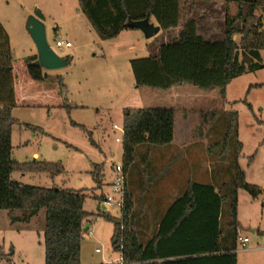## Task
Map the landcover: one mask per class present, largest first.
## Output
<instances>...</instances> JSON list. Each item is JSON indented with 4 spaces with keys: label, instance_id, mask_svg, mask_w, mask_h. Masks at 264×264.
Instances as JSON below:
<instances>
[{
    "label": "rangeland",
    "instance_id": "374dc122",
    "mask_svg": "<svg viewBox=\"0 0 264 264\" xmlns=\"http://www.w3.org/2000/svg\"><path fill=\"white\" fill-rule=\"evenodd\" d=\"M234 5V0H196L190 16L197 21L198 33L207 39H221L226 29L227 14L236 13ZM36 8H40L46 15L51 46L62 55L72 54L73 59L67 67L45 70L48 77L42 81L30 79L31 82L23 83L24 75L28 74L24 57L32 52L37 53L25 28L26 15ZM257 14L264 18V7H259ZM0 22L10 39L17 90L20 95L30 94L32 98L28 103L35 104L34 107L20 104L14 108L17 122L13 129L12 157L20 162L34 159L60 162L65 168L54 179L48 173L22 172H13L12 178L25 184L45 187L56 184L64 188L86 190L88 197L85 209L93 213L91 220L95 222L92 226L94 235L89 237L88 232L84 233L81 264H98L105 259L116 261L120 257L111 246L113 222L102 215L95 220L97 216L94 214L99 212V198L111 190L109 181L113 177L112 162L131 159L134 154L132 145L136 143L137 132L131 128L137 120L130 114L136 109L152 112L169 106L174 100L180 107H197L200 112L217 111V117L203 125H207V138L204 142L208 147H204V143L185 147H152V156L161 158L152 164L155 167L163 165L161 161L167 156H173L179 164L190 158L198 170L196 176L190 179L213 184L218 190L219 180L230 182L235 177V166L230 163L237 148L236 143L241 142L238 164L245 171L246 180L264 187V48L261 50L263 66L235 77L227 86L226 98L222 99L219 89L202 90L192 84L178 85L166 91L138 88L135 85L131 60L155 55L160 44L178 37L182 18L177 28L161 29L150 38L142 30L134 28L130 38L105 40L99 37L81 12L78 0H0ZM56 29L72 40L73 47L62 50L55 47ZM240 37V34L235 35L237 41ZM163 94H174L175 98L160 100ZM197 94L202 97H197ZM246 101L252 104L253 110ZM231 111L237 112L238 134L235 140H230L226 151L222 144L218 147L216 143L222 142L227 132ZM128 121L132 123L125 129L123 142H117L116 137H121V129ZM72 122L92 131L98 146H93L88 133ZM199 123L201 126V115ZM25 124L42 130H31ZM198 128L200 132L201 127ZM146 130L139 133L141 142L148 137L149 131ZM198 130L194 133L198 134ZM140 145V152L148 149L146 143H140L137 147ZM34 152L38 153V157L33 155ZM102 162L105 163L104 182L106 178L108 185L98 188L91 171L94 163ZM169 165L173 167L174 162ZM148 172L151 174L152 171ZM168 172H159L157 178L154 175V183L144 195V216L138 224L142 238L151 236L159 216L186 189L189 181L187 174ZM136 193L128 196L123 210L118 206L102 210L122 218L126 235L130 233L131 212L138 207ZM263 204L264 194L253 197L246 190H239L238 264H264ZM24 212V209H0V244L4 250L0 264L7 263L11 245L15 248L11 264H45L46 211L41 209L29 222L14 221L13 217H22ZM228 218L229 204L225 202L221 219L224 226ZM245 236L249 237V242L244 249L240 238ZM132 244L137 251L143 248L138 236L133 237ZM97 248L101 250L97 252Z\"/></svg>",
    "mask_w": 264,
    "mask_h": 264
},
{
    "label": "trees",
    "instance_id": "16d2710c",
    "mask_svg": "<svg viewBox=\"0 0 264 264\" xmlns=\"http://www.w3.org/2000/svg\"><path fill=\"white\" fill-rule=\"evenodd\" d=\"M234 1L236 13L227 14L223 37L211 40L198 33L197 21L190 16L196 0H78L81 11L99 37L105 40L116 38L123 30L134 29L128 25L130 21L149 17L161 29H173L179 26L182 18L178 37L160 44L155 55L131 60L135 85L138 88L168 90L192 84L202 90L219 89L222 99L226 98L227 86L235 77L263 66L264 18L257 14V10L264 7V0ZM236 34L241 35L239 41L235 39ZM37 57V54L27 56L25 63L29 76L42 81L48 74L34 63ZM12 62L9 35L0 22V209H24L22 217L13 219L29 222L44 208L45 264H81L83 227L93 215L85 209L86 190L25 184L12 178L13 172H22L48 173L54 179L65 169L60 162L37 159L20 162L12 157V125L17 122L13 116L16 96ZM246 103L253 110L252 104ZM217 115V111L201 112V129ZM237 121V112H229L227 132L222 142L216 143L218 147L222 144L226 151L229 149L230 140H235L238 134ZM72 123L85 130L91 144L98 146L92 131L84 125ZM25 125L31 130H42L31 124ZM236 144L230 163L235 166V177L230 182L219 180L218 190L213 184L189 179L184 192L159 216L148 238H142L138 224L144 216V195L158 174L150 170L153 146L146 144L148 149L144 152L139 151L142 145L135 148L133 159L127 162L129 195L138 192V207L130 216V233L125 234L121 217L102 211L100 206L99 212L94 214L113 222L111 246L121 255L123 264H238V192L244 189L258 197L264 194V187L246 180V173L238 164L242 143ZM91 174L97 187L102 188L104 162L94 163ZM225 202L229 204V218L224 226L221 219ZM135 236L143 245L141 251L132 244ZM3 251L0 244V259ZM14 254L15 248L11 245L6 264H11Z\"/></svg>",
    "mask_w": 264,
    "mask_h": 264
},
{
    "label": "crops",
    "instance_id": "0c3cea01",
    "mask_svg": "<svg viewBox=\"0 0 264 264\" xmlns=\"http://www.w3.org/2000/svg\"><path fill=\"white\" fill-rule=\"evenodd\" d=\"M233 9H236V5H234ZM29 12L31 13V11H29ZM26 17H28V16L26 15ZM151 21L154 22L155 24H157L155 20L151 19ZM45 22L47 25V18L45 19ZM55 31H56V34L60 33L65 38L69 39V37L67 35H64V33L61 32L60 30L56 29ZM131 31H133V29L123 30L114 39H117L119 37H124V39L130 38L132 36ZM65 34H67V33H65ZM69 40H71V39H69ZM32 45H33V43H32ZM34 54H37V53L32 52L31 54H29L27 56L34 55ZM27 56H25L24 58H26ZM12 63H13L16 106L23 104V105H27L28 107H34L35 104L28 103L32 98V96L30 94H25V93L23 94L22 93V95H20V93L18 92V90H17L18 83H17V78H16L14 60ZM25 65H26V63H25ZM26 69H27V65H26ZM30 79H32V78L29 76V73L25 74L24 78H23V83L24 82H26V83L31 82ZM168 90H170V89H168ZM162 91H166V90H162ZM38 95H40V94H38ZM163 95L164 96L159 97L160 100H162L163 98H167V99H170V98L174 99L175 98L174 94H170V95L163 94ZM39 97L41 98V96H39ZM197 97H202V96H200V94H197ZM37 100H41V99H37ZM175 105L176 104L173 100V103H170L169 106L161 107L159 110H155V111L152 110V112H151L149 110L147 111L146 109H143V110L142 109H140V110L136 109L130 114L133 118L136 117V120H137V123L132 128L129 127L131 129H135V131L137 132V135H136L137 137L135 136V138H137V140H136V143L132 145V151H134L135 148L137 147V145L140 143H146V144H149L153 147H161V148H163V147L164 148L165 147H185V146L195 145V144H200V143H204L203 144L204 147H208V145L204 142L205 139L207 138V135H206L207 125L203 126L202 129L200 130V132L198 130L199 129L198 127H200V123H199L200 122V115H201L200 110H198L197 107L196 108H184V107H180L178 105H176V106H178V107H176ZM14 108H13V112H14ZM133 109H135V108H133ZM174 114H176L175 119L171 120ZM13 116H14V114H13ZM129 122L130 121H128V123H126V125L124 124V126H126V127L123 126L121 129V131H122L121 137L122 138L126 132L125 129H127V125H129V124L131 125V123H132V122H130V123ZM14 125H15V123L12 125V143H13ZM146 127H148L147 130L149 131V133H147L148 137H146L141 142V139H139L138 136H139L140 131L146 130ZM195 130L196 131L198 130V134L194 133ZM117 137H120V136H117ZM12 150H13V148H12ZM33 155L35 157H38L37 152H34ZM131 157H132L131 159L126 158V161L130 162L133 159V156H131ZM151 159H152V162H154V163L156 161L158 162L159 159L161 160L160 157H155V156H151ZM174 159L175 158H173V156H167V157L163 158V160L161 161L163 163V165L155 167L152 164V166L150 167V170L152 171L153 174H158L161 171H167V172L168 171L169 172L170 171H176V173L187 174L186 177L189 179L196 176L195 174L197 173L196 171H198V170H196V167L194 166L195 163L189 160L190 158L188 160H182V164H179L178 161L175 162ZM172 161L174 162V166L169 167L170 166L169 163L171 164ZM106 181L107 180L105 178V182H104L103 187H106L108 185V183H106ZM54 185H56V184H54ZM99 206H100V203H99ZM85 226L89 227L88 222L85 223ZM110 256H111V254H109V257ZM109 262H110V260L105 259L104 261H102L101 263H98V264L109 263Z\"/></svg>",
    "mask_w": 264,
    "mask_h": 264
},
{
    "label": "water",
    "instance_id": "95a60500",
    "mask_svg": "<svg viewBox=\"0 0 264 264\" xmlns=\"http://www.w3.org/2000/svg\"><path fill=\"white\" fill-rule=\"evenodd\" d=\"M46 16L40 8H36L31 12L26 20L25 28L30 34L36 49L37 59L34 61L36 65L41 66L44 70H57L67 67L73 59L72 54H60L50 44L47 34ZM128 25L131 28H138L143 31L147 38L157 34L161 30L159 24H155L149 17L140 21H130ZM83 227V231L86 230Z\"/></svg>",
    "mask_w": 264,
    "mask_h": 264
},
{
    "label": "built area",
    "instance_id": "2783aa9c",
    "mask_svg": "<svg viewBox=\"0 0 264 264\" xmlns=\"http://www.w3.org/2000/svg\"><path fill=\"white\" fill-rule=\"evenodd\" d=\"M55 47L58 50H62L64 48L73 47V42L67 38H65L62 34L57 33L55 35ZM117 142H123L122 137L116 138ZM112 170V180L109 182V186L111 188L110 192L103 194V197L100 201V207L102 210H107L108 208H112L118 206L121 210H123L126 206V201L129 195V164L126 159L123 158L120 162H112L111 164ZM98 219V216L95 217V220ZM95 221H89V227L86 228L84 232H88V236L92 237L94 235V231L92 229L93 223ZM86 234V233H85ZM240 243L242 247L247 248L249 237L245 236L240 238ZM101 249L97 248L96 251L99 252ZM112 264H123V259L120 257L116 261H110Z\"/></svg>",
    "mask_w": 264,
    "mask_h": 264
}]
</instances>
